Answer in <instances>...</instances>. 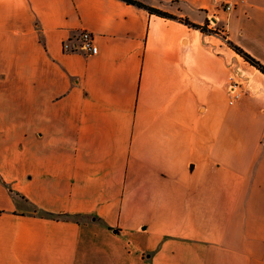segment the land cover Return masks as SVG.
<instances>
[{"label": "crops", "instance_id": "crops-1", "mask_svg": "<svg viewBox=\"0 0 264 264\" xmlns=\"http://www.w3.org/2000/svg\"><path fill=\"white\" fill-rule=\"evenodd\" d=\"M148 1L0 0V264H264V0Z\"/></svg>", "mask_w": 264, "mask_h": 264}, {"label": "built area", "instance_id": "built-area-1", "mask_svg": "<svg viewBox=\"0 0 264 264\" xmlns=\"http://www.w3.org/2000/svg\"><path fill=\"white\" fill-rule=\"evenodd\" d=\"M214 1L222 5L225 10L230 9V5L226 0ZM62 50L65 53H80L85 56H94L98 53V48L95 44V38L93 34L86 30H81L77 33V35L69 37L63 41ZM236 89L237 84H232L228 87L231 102H234L240 96V93Z\"/></svg>", "mask_w": 264, "mask_h": 264}, {"label": "trees", "instance_id": "trees-1", "mask_svg": "<svg viewBox=\"0 0 264 264\" xmlns=\"http://www.w3.org/2000/svg\"><path fill=\"white\" fill-rule=\"evenodd\" d=\"M122 1H124L127 4L134 5V6L138 7V8H142V9L148 11L150 14H153V15H156V16H159V17H162V18H166V19L176 20V17H174V16H172V15H170L168 13H165V12H163L161 10H158V9H155V8H152V7L145 6L142 3H140V2H137V1H134V0H122ZM182 22L185 23L186 25H188L189 27L193 28V29L199 30L202 33H211L209 31H207L205 26L202 27V26L193 25V24H190V23H188L187 21H184V20ZM230 46L247 63H249L251 66L256 68L261 74L264 75V67L260 63H258L256 60L251 58L249 55H247L244 52H242L240 49H238L236 47H233L232 45H230Z\"/></svg>", "mask_w": 264, "mask_h": 264}, {"label": "rangeland", "instance_id": "rangeland-1", "mask_svg": "<svg viewBox=\"0 0 264 264\" xmlns=\"http://www.w3.org/2000/svg\"><path fill=\"white\" fill-rule=\"evenodd\" d=\"M134 1H137V2H140V3H142L143 5H145V6H148V7H150V5H152V3L151 2H149L148 0H134ZM166 13V12H165ZM168 13V12H167ZM169 14V13H168ZM215 29V30H214ZM218 28H207V31H209V32H211V33H217L218 31ZM219 33V32H218Z\"/></svg>", "mask_w": 264, "mask_h": 264}]
</instances>
